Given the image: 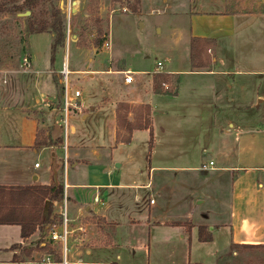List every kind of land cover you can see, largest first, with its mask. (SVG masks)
Returning a JSON list of instances; mask_svg holds the SVG:
<instances>
[{
  "label": "crops",
  "instance_id": "crops-1",
  "mask_svg": "<svg viewBox=\"0 0 264 264\" xmlns=\"http://www.w3.org/2000/svg\"><path fill=\"white\" fill-rule=\"evenodd\" d=\"M139 1L140 14L167 16L171 43L148 70L122 66L89 73L93 83L96 74L133 72L135 89L123 77L113 78L119 96L102 106L86 101L88 112L70 117L64 144L53 115L63 101L51 50L42 56L29 51V69L20 61L16 69H0V187H49L63 180L68 264H264V0ZM190 39L209 41L208 65L191 67ZM157 62L174 79V94L154 93ZM127 90L134 97L126 98ZM156 96L176 99L175 115L206 124L208 157L200 148L192 163H167L171 148L158 146L153 117L168 118L173 111L151 106ZM117 103L150 108V148L148 130H134L128 143L116 142ZM101 108L108 118L107 144L98 141L94 122ZM139 135L145 152L138 151ZM36 137L50 144L36 148ZM176 188L182 192L173 198ZM200 205L208 215L194 216ZM59 207L60 200L52 201L50 222L27 238L17 225H0V264H60L59 244L48 238L52 228L61 230ZM80 225L86 229L83 244L75 233ZM199 227L211 241L198 240Z\"/></svg>",
  "mask_w": 264,
  "mask_h": 264
},
{
  "label": "rangeland",
  "instance_id": "rangeland-1",
  "mask_svg": "<svg viewBox=\"0 0 264 264\" xmlns=\"http://www.w3.org/2000/svg\"><path fill=\"white\" fill-rule=\"evenodd\" d=\"M135 3L136 0H121L119 2L113 0H53L52 3L43 4L36 10V18L40 19L46 18L52 7L61 11L65 21V41L63 47L58 48L50 57L55 60V70L59 74L62 71L64 61L67 71L76 69L84 72L68 76V82L72 88H76L81 92V99L84 103L89 101V105L91 102L94 103L92 105H108V101L111 102L119 96L117 84L114 83L117 77H122L119 73L96 74L95 78L98 79L93 82L94 84L89 83V73L108 70L116 72L122 66L133 71L148 70L155 66L156 60L163 58L161 50L171 43L169 34H166L167 16L157 13V11L150 14L143 11L140 14L139 5L136 7L137 11L132 13L129 7L135 5ZM123 9H126V11H123ZM19 14L15 16L0 15V69L18 68L20 59L22 56L28 55L29 51L42 56L45 50H51L52 35L48 33L30 35L26 26L27 16H20ZM124 15L127 16L124 17ZM96 21L100 22L99 26L105 34V37H102L103 40L110 42V49L103 48L102 45L99 48L88 46L87 43L92 42L96 35ZM172 43L177 47L179 45L177 42L172 41ZM211 54L208 51L205 52L203 61L209 62ZM183 66L184 63L181 62L179 68H183ZM105 78H108L107 83L109 86L104 84L101 86L102 82L105 83ZM113 78L116 79L113 80ZM58 79L62 87L61 76ZM169 80L163 90L167 89L169 93H172L175 83L174 79L169 78ZM133 85H130L129 88H133ZM144 86L145 84H142V88ZM124 93L126 98L134 97V92H131V90ZM150 105L156 110L158 109L157 111H173L168 113V118L158 116L157 113L153 117L158 146L168 145L171 148L169 152L171 159L167 163L180 164L182 161L192 163V161L197 160L200 148L206 150L200 153L202 157L210 155L208 148L211 141L208 137V129L205 127L206 124L199 125L198 121L175 115L178 105L176 99L156 96L152 99ZM140 107L142 106L128 108L133 113L131 116L133 121L137 119L138 114L141 112ZM88 110L89 106L86 103L79 114L72 109L70 113L69 110L68 122L72 123L71 116H80ZM35 115L41 117L40 114L35 113ZM53 115L60 125L61 136L59 142L64 144L66 138L64 135L63 110L59 109ZM94 122L98 130V141L103 144L109 143L108 118L102 108L98 110ZM43 133L40 130L39 136L41 138H43ZM137 145L138 151L145 152V143L141 135L137 138ZM159 149L161 150V148ZM162 154L163 152L158 151L159 157H162ZM72 173L69 172L70 177ZM192 175L197 176L199 174ZM61 176L63 175L61 174ZM62 181L60 179L61 183ZM171 192L173 193L172 197L176 198L182 191L176 188L172 189ZM152 200L154 201V199ZM195 211L194 216H198V214L208 215L205 205L197 206ZM212 218L216 217H210V219ZM159 254L161 255V253ZM160 255L157 257L159 263L162 260Z\"/></svg>",
  "mask_w": 264,
  "mask_h": 264
},
{
  "label": "trees",
  "instance_id": "trees-1",
  "mask_svg": "<svg viewBox=\"0 0 264 264\" xmlns=\"http://www.w3.org/2000/svg\"><path fill=\"white\" fill-rule=\"evenodd\" d=\"M53 0H0V15L15 16L19 13L29 12L26 17V26L30 35L48 33L52 35L51 54L63 47L65 41V21L58 8L52 7L46 18H36V10L43 4L52 3ZM119 2L121 0H113ZM136 0L135 5L130 6V11L135 13L139 5ZM100 22L96 21L95 38L88 46L99 48L103 44L105 37ZM209 41L201 39H190L189 59L192 68H200L209 64L202 60V54L208 48ZM167 75H156L153 77L154 93H169L163 90V87L169 83ZM58 89L62 92V87L56 81ZM174 94V93H172ZM141 112L134 121L127 119L129 112L128 105L117 103L115 108L116 142H130L131 134L134 130H148L149 148L152 144V130L150 122V108L148 106L140 107ZM120 131L123 132L121 135ZM47 141L39 142L36 137L34 147L48 146ZM63 185L57 183L49 187H0V225H17L21 229V238H27L34 233L37 226L47 224L51 217V202L62 199ZM198 240L200 242L211 241V236L206 232V228H198Z\"/></svg>",
  "mask_w": 264,
  "mask_h": 264
},
{
  "label": "built area",
  "instance_id": "built-area-1",
  "mask_svg": "<svg viewBox=\"0 0 264 264\" xmlns=\"http://www.w3.org/2000/svg\"><path fill=\"white\" fill-rule=\"evenodd\" d=\"M123 11H126V9H123ZM103 48L106 49H110V42L109 41H104L102 44ZM20 66L23 69H29L30 68V61L27 55L22 56V58L20 59ZM163 67L162 64L160 62H157L156 64V69L153 72L154 75H159V74H165L163 72ZM120 75H122L123 77V83L125 85H130L133 82L132 79V75L133 72L130 71H124V72H119ZM70 75L69 71H67L66 69V63L64 61L63 63V68L62 71L60 73L61 76V80H62V101H63V106H62V110H63V116H64V135L65 138L67 137V134L71 133V126L68 123V112L70 110L71 113V109L73 111H77L80 112L81 109L83 108L82 105V99H81V92L79 90H75L72 88V86L70 85V83L68 82V76ZM166 88V86H165ZM209 167L212 166V162H208ZM38 164H35V167H37ZM66 186H64L63 188V195H62V199L60 200V207H59V214L61 217V230L60 232H57L54 228H52L49 231V241L50 243H58L60 250H61V262L60 264H68L67 263V240L68 237L70 235V231H68L67 229V216H66V192H65ZM97 196H95L93 198L94 202H97ZM150 203H153V200L150 201ZM75 233H78L80 235L79 241L81 244H83L85 242V234H86V229L85 227H83L82 225L78 226L75 229ZM47 264H52V263H47Z\"/></svg>",
  "mask_w": 264,
  "mask_h": 264
},
{
  "label": "water",
  "instance_id": "water-1",
  "mask_svg": "<svg viewBox=\"0 0 264 264\" xmlns=\"http://www.w3.org/2000/svg\"><path fill=\"white\" fill-rule=\"evenodd\" d=\"M73 12H74V10H73ZM20 16H29V12H25V13H23V14H19Z\"/></svg>",
  "mask_w": 264,
  "mask_h": 264
}]
</instances>
